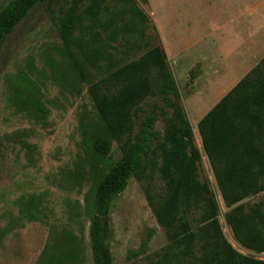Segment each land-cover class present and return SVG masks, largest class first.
I'll use <instances>...</instances> for the list:
<instances>
[{
  "label": "rangeland",
  "instance_id": "obj_1",
  "mask_svg": "<svg viewBox=\"0 0 264 264\" xmlns=\"http://www.w3.org/2000/svg\"><path fill=\"white\" fill-rule=\"evenodd\" d=\"M7 1L0 0V7ZM130 1L148 21H131L124 15L122 22L128 30L114 43H119L116 55L126 61L141 55L148 48L146 41L159 46L194 144L200 150L198 177L207 182L215 196L221 231L238 252L264 259V253L255 254L234 240L224 219L228 208L222 203L200 147L196 121L202 115L191 113L192 108L199 107L197 113L206 112L264 55V0ZM70 3L59 2L53 14L43 4H35L0 46V264H49L50 255L59 259L67 250L71 257L63 264H93L88 235L93 190L99 176L119 157V150L112 142L107 156L98 158L89 148L97 119L85 83L72 75L73 47L64 46L59 26L62 10ZM123 4L122 0H82L76 12L95 6L97 15L103 18ZM90 25L99 30L93 21ZM245 29L247 35H252V65L242 69L244 61L241 64L234 60L233 68L209 67L211 53L219 49L216 41L236 46ZM198 41L205 42L196 49V54L202 53L204 66L174 64L180 51L195 50L192 43ZM22 75L36 85L34 96L41 101L43 113L18 99L24 92ZM154 100L148 98L142 106L148 109ZM168 111L170 114L171 109ZM154 130L159 134L163 130L160 117L154 122ZM158 160L156 157V163ZM160 186L155 166L145 162L112 199L104 217V243L111 264H182L174 258L172 252L176 249H170L145 199V187L156 193ZM240 202H260L264 211V190Z\"/></svg>",
  "mask_w": 264,
  "mask_h": 264
},
{
  "label": "trees",
  "instance_id": "obj_2",
  "mask_svg": "<svg viewBox=\"0 0 264 264\" xmlns=\"http://www.w3.org/2000/svg\"><path fill=\"white\" fill-rule=\"evenodd\" d=\"M62 1L66 0H8L0 7V46L35 4H43L53 14L54 6ZM69 1L70 5L62 10L59 26L64 46L73 47L72 75L85 83L97 119L89 148L98 158L107 156L112 142L119 150V157L99 176L93 190L88 227L92 263L111 264L104 243V217L128 177L139 173L148 162L155 166L161 188L152 193L145 187V199L163 228L170 249H176L172 253L177 261L264 264V259L235 250L221 231L215 196L207 182L198 177L200 150L194 144L190 124L178 103V90L159 46L146 41L148 48L126 61L116 55L119 43H114L128 30L122 22L124 15L131 21H148L147 16L130 0H122V6L103 18H99L95 6H85L77 13V4L82 0ZM91 21L103 35L91 27ZM20 78L24 92L16 94L20 93L18 99L43 113L41 101L34 96L33 80L24 75ZM148 98L156 100L145 109L142 104ZM157 117L163 123L160 134L154 130ZM196 130L222 203L228 208L224 219L234 240L255 254L264 253L261 203L240 202L264 190V55L196 121ZM70 257V250L59 259L50 255L49 264H63Z\"/></svg>",
  "mask_w": 264,
  "mask_h": 264
},
{
  "label": "crops",
  "instance_id": "obj_3",
  "mask_svg": "<svg viewBox=\"0 0 264 264\" xmlns=\"http://www.w3.org/2000/svg\"><path fill=\"white\" fill-rule=\"evenodd\" d=\"M155 25H156V28L158 29L157 24H155ZM246 32L247 31L245 29L243 36L240 34L239 43L236 46L234 44L236 43L237 39H234V42H233L234 46H232V47H230L231 45H228V47H227L225 44L216 41V43H217L216 45H218L219 49H215L211 53V56H210L211 59L209 61H207V63H210L209 67L211 66L212 69H215L216 66H222V65L223 66H227L228 65L229 67L231 66L230 68H233V66H234L233 64L235 63L234 60L235 61L239 60L241 62V64L244 61L243 65H242V69H245L246 67L251 66L252 65L251 63L254 61L252 59L253 51L250 49L253 46L252 38H251L252 35H250V34L247 35ZM246 38H249V40H247ZM206 39L207 38H205V40ZM199 41H198L199 44L197 42L192 43L193 49H195V50L189 49L188 53H184V52L182 53V51H180L179 55L177 56V58H176V60L174 62V64L179 62L180 64H182L184 66L185 65L189 66V65H193V63H197L198 65L200 64V65L204 66L203 65L204 59L201 58L202 57L201 56L202 53H197L196 54V49H197V45H200V44L203 45V44H205V42H201L200 43ZM224 45H225L226 49H224ZM215 53H216V55H215ZM220 53L222 55H219ZM237 55H241V56L237 57ZM241 70L239 71L238 75L241 74ZM231 80L233 82L235 79L232 78ZM236 82L234 81L233 85ZM199 109H201V108L200 107L199 108H192V112L191 113L192 114L196 113V115H198V116L203 115L205 113V111H204V113H201V111L199 113H197V111ZM193 111H194V113H193Z\"/></svg>",
  "mask_w": 264,
  "mask_h": 264
}]
</instances>
